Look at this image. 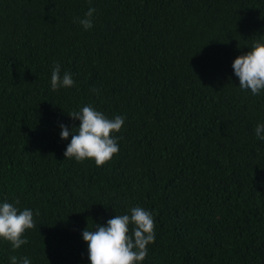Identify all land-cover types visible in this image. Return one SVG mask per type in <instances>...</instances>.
Listing matches in <instances>:
<instances>
[{
    "label": "trees",
    "instance_id": "trees-1",
    "mask_svg": "<svg viewBox=\"0 0 264 264\" xmlns=\"http://www.w3.org/2000/svg\"><path fill=\"white\" fill-rule=\"evenodd\" d=\"M254 40L264 0H0V200L39 213L0 264H88L81 231L136 203L156 228L137 264H264V93L231 67ZM85 104L126 117L101 166L63 155Z\"/></svg>",
    "mask_w": 264,
    "mask_h": 264
},
{
    "label": "clouds",
    "instance_id": "clouds-1",
    "mask_svg": "<svg viewBox=\"0 0 264 264\" xmlns=\"http://www.w3.org/2000/svg\"><path fill=\"white\" fill-rule=\"evenodd\" d=\"M91 3V0H89ZM95 7L90 6L82 17L74 18L84 30L93 27ZM249 50L237 55L231 62L234 75L238 78L239 88L250 91L252 95L264 93V40H254ZM75 84L72 74H61L59 63H55L50 76V88L56 91L70 88ZM97 92V89H93ZM69 117L79 121L75 129L64 125L59 137L70 141L64 150V157L83 162L94 161L101 166L119 151L118 133L125 123L124 115L106 116L91 104L78 110L67 112ZM254 135L264 141V122H257ZM33 209L19 206V201L0 200V240H6L13 249L27 244L24 233L35 227ZM81 238L87 243L88 264H137L148 253V242L156 239L155 217L153 210L145 204L136 203L122 214H115L105 224H94L84 228ZM11 264H31L28 257H10Z\"/></svg>",
    "mask_w": 264,
    "mask_h": 264
}]
</instances>
